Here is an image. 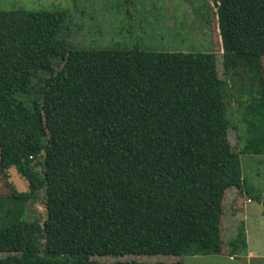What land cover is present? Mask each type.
<instances>
[{
  "label": "trees",
  "instance_id": "1",
  "mask_svg": "<svg viewBox=\"0 0 264 264\" xmlns=\"http://www.w3.org/2000/svg\"><path fill=\"white\" fill-rule=\"evenodd\" d=\"M214 2L225 69L248 67L262 89L243 148L262 154L264 0ZM66 18L0 7V171L8 178L14 167L28 182L0 197L1 208L14 207L0 224V264H186L92 256L228 254L227 190L264 196L247 189L229 139L215 54L80 47L62 33ZM39 71L49 76L36 88ZM42 191L46 219L25 218L14 204ZM244 240L243 224L230 256Z\"/></svg>",
  "mask_w": 264,
  "mask_h": 264
},
{
  "label": "rangeland",
  "instance_id": "2",
  "mask_svg": "<svg viewBox=\"0 0 264 264\" xmlns=\"http://www.w3.org/2000/svg\"><path fill=\"white\" fill-rule=\"evenodd\" d=\"M212 1V2H211ZM0 0L3 10L25 8L31 11H66L62 33L80 47H107L117 45L155 51L212 52L215 54L220 78L225 83V102L230 120L229 139L237 152L241 153L242 171L247 189L264 196V153L244 152L243 148L252 137L249 121L254 117L250 105L261 92L255 73L248 67L239 66L227 70L223 65L221 47L217 46L212 11L214 0ZM63 61L55 62L57 71ZM264 74V56L262 57ZM49 74L39 71L33 77V85L39 88ZM264 96V89L262 92ZM11 189L26 191L28 182L14 167L8 171V178L0 171V197L8 195ZM248 192L237 187L227 190L224 200L223 237L228 254H183V255H126L92 256L99 261L114 262L129 260L138 262H174L186 264H264V257L250 259L247 252L264 255V204L262 199L249 201ZM13 204L0 207V224L9 221L8 211ZM25 207V218L47 217L44 192L37 200H31ZM244 224L245 240L239 243V251L231 257V241L236 238ZM245 247V249L242 248ZM7 253H0V258Z\"/></svg>",
  "mask_w": 264,
  "mask_h": 264
},
{
  "label": "crops",
  "instance_id": "3",
  "mask_svg": "<svg viewBox=\"0 0 264 264\" xmlns=\"http://www.w3.org/2000/svg\"><path fill=\"white\" fill-rule=\"evenodd\" d=\"M213 10H216L215 8H213ZM213 18L216 19V17H214V15L212 14ZM212 20V18H211ZM213 21V20H212ZM250 201V199H249ZM247 257L250 258V259H256V258H260V257H264V255H260V254H257V253H254L253 251H250V252H247ZM233 256H236V255H233ZM231 256V257H233Z\"/></svg>",
  "mask_w": 264,
  "mask_h": 264
}]
</instances>
